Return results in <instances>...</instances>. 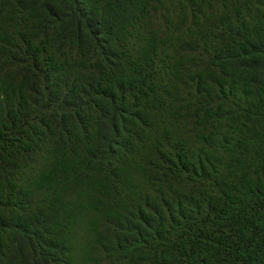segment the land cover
Wrapping results in <instances>:
<instances>
[{
    "label": "trees",
    "instance_id": "16d2710c",
    "mask_svg": "<svg viewBox=\"0 0 264 264\" xmlns=\"http://www.w3.org/2000/svg\"><path fill=\"white\" fill-rule=\"evenodd\" d=\"M0 264H264V0H0Z\"/></svg>",
    "mask_w": 264,
    "mask_h": 264
}]
</instances>
